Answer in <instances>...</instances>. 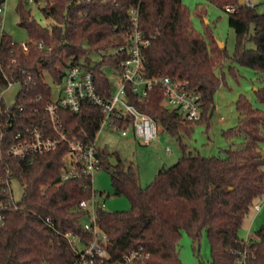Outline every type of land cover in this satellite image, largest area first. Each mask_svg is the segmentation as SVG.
<instances>
[{
  "label": "trees",
  "instance_id": "1",
  "mask_svg": "<svg viewBox=\"0 0 264 264\" xmlns=\"http://www.w3.org/2000/svg\"><path fill=\"white\" fill-rule=\"evenodd\" d=\"M206 1L224 9L237 6L235 12H228L236 33L232 56L220 48L210 30L203 35L194 28L183 0H48L42 12L54 21L51 28L40 25L21 3L20 26L30 40L42 41L53 51H41L33 43L26 53L6 32L1 35L0 88L7 89L9 82L21 87L11 107L12 116L28 121L34 118V110L43 111L52 98L44 73L61 82L64 57L77 65L85 56L87 61L88 54L98 56L99 66L91 69L98 91L112 92L106 71H120L125 55L116 50L126 44L125 36L115 28L129 25L128 10L135 7L140 12V28L151 41L144 52L145 77L169 76L187 83L201 94L202 119L190 123L165 108L159 88L140 97L129 87L128 102L172 135H191L195 124L209 125L214 95L223 82L218 67L228 62L234 75V65L264 75V13L258 4L247 7L238 0ZM249 42L254 49L246 48ZM257 93L264 103V88ZM0 106L6 105L1 102ZM237 111L238 125L224 136L238 144L215 157L194 155L185 147L178 162L162 168L147 188L139 186L133 167L123 169L117 154L99 151L101 167L105 156L117 159L116 167L108 162L114 194L125 196L131 205L126 211L97 209L98 224L109 243L111 260L106 264L138 246L152 254V264H183L178 250L183 233L198 243L205 231L211 264H264V225L254 239L239 236L255 200L264 197V111L255 109L244 96L237 102ZM102 119L101 109L88 102L80 113L64 115L71 136L83 128L85 135L80 137L84 142L96 138ZM68 163L66 146L37 156L31 165L13 162L24 194L20 209L10 212L0 230V264H74L76 250L65 235L72 233L86 244L93 241L83 228L88 214L80 208L83 200L91 198L92 183L85 176L62 181Z\"/></svg>",
  "mask_w": 264,
  "mask_h": 264
},
{
  "label": "built area",
  "instance_id": "2",
  "mask_svg": "<svg viewBox=\"0 0 264 264\" xmlns=\"http://www.w3.org/2000/svg\"><path fill=\"white\" fill-rule=\"evenodd\" d=\"M27 1L28 3L45 2L46 5L48 0ZM5 2L6 0L0 2V26L4 23ZM255 5L252 0H245L244 6L253 7ZM225 9L233 13L237 6L230 5ZM139 16V9L132 7L128 10L129 25L115 28L125 36L126 44L116 50V53L125 55L119 65L120 71L109 72L112 92L100 93L98 91L91 71L95 66L89 64L85 56L77 65L72 64V59H64L66 64L62 66L64 75L61 82L54 81L48 75L57 85L58 93L54 95L52 92V98L43 111L34 110V118L28 121L14 118L11 114L12 105H7L0 97V103L3 102L6 105L5 108L0 106V230L7 224L10 212L20 209V201L15 198L14 193V183L17 180L13 162H16L18 166L20 162L31 165L37 156L56 152L61 146H66L69 163L62 174V181L85 176L92 183L91 198L83 200L80 208L88 214L89 220L84 222L83 228L93 237V241L86 244L72 233L65 235L76 250L77 259L74 264H106L111 260V256L107 249L109 244L107 235L99 226L96 214L99 207L105 209L104 198L106 196L94 189L92 181L93 175L101 170L97 146L98 134L93 141L84 142L80 137V135H85L84 130L79 128L77 135L71 136L65 125V113L78 114L82 110V105L88 102L100 108L103 113L99 132L108 127L120 133L122 137H128L132 131L137 139L149 145L158 137V123L128 102L127 89L130 87L134 94L147 97L151 91L159 88L163 94L162 104L165 108L176 112L190 123H196L202 119L201 94L190 89L187 83L169 76L152 79L145 77L144 52L150 46L151 41L140 28ZM33 43L41 51L49 53L53 51V47L47 46L42 41L29 40L21 46L28 53L30 44ZM92 59L98 65L100 64L98 56L92 54ZM13 85L15 84L9 82L8 88ZM40 99L41 97H38L37 100ZM22 110L21 108L20 111ZM167 151L171 152L169 148ZM263 205L264 198L262 197L260 202L253 204L252 208L259 212ZM110 264H152V254L145 247L138 246Z\"/></svg>",
  "mask_w": 264,
  "mask_h": 264
},
{
  "label": "rangeland",
  "instance_id": "3",
  "mask_svg": "<svg viewBox=\"0 0 264 264\" xmlns=\"http://www.w3.org/2000/svg\"><path fill=\"white\" fill-rule=\"evenodd\" d=\"M252 1L254 4H258L259 11L264 13V1ZM21 3L40 25L47 28L54 25V21L46 18L42 12L45 2L28 3L27 0H6V11L3 14L4 23L0 26V43L3 31L18 44L30 40L27 30L20 26L18 6ZM183 3L191 11L194 28L203 35L207 30H210L226 52L232 56L236 49V33L230 27V15L226 9L206 0H183ZM246 48L254 49L255 45L253 42H249L246 44ZM64 59L67 60L65 57ZM231 66L232 64L227 62L217 68V75L223 82L214 95L215 109L209 125L205 122L195 124L191 135H172L158 124V137L149 145H145L137 139L132 131L128 137H122L120 133L105 127L97 136L98 150L107 153V155L117 154L125 170L133 167L137 182L143 188H147L154 181L162 168H169L177 163L183 156L185 147L189 153L202 157L223 156L225 150L238 144L236 139L226 138L224 132L238 125L237 102L239 98L244 96L255 109L264 111V103L259 99L257 93L264 88V75L241 65H234L236 69V75H234L230 71ZM106 73L109 75L108 71ZM45 81L52 86V92L56 95L58 93L57 85L53 83L48 74H45ZM20 89V85L17 84L8 89L0 88V97L7 105L11 106L15 103ZM167 148L171 152H168ZM262 150L264 153V143ZM108 162H110V158L105 156L101 170L93 175V187L106 196L104 199L107 211H126L131 207L130 202L125 196L114 194ZM14 193L18 201L23 198L24 190L18 182L14 183ZM261 199H256L254 203L260 202ZM263 225L264 205L259 212L252 208L239 231V236L245 240L254 239ZM178 250L183 264H211V246L206 231L198 243H195L188 234L183 233Z\"/></svg>",
  "mask_w": 264,
  "mask_h": 264
},
{
  "label": "water",
  "instance_id": "4",
  "mask_svg": "<svg viewBox=\"0 0 264 264\" xmlns=\"http://www.w3.org/2000/svg\"><path fill=\"white\" fill-rule=\"evenodd\" d=\"M238 1H239L240 6H244L245 0H238ZM219 46H220V48H223V45L221 43H219ZM87 62L89 64L95 66V67L99 66L95 61H93L92 54H88V56H87ZM110 162H111L112 166H114V167L118 166V162H117V159L116 158H111L110 159Z\"/></svg>",
  "mask_w": 264,
  "mask_h": 264
}]
</instances>
